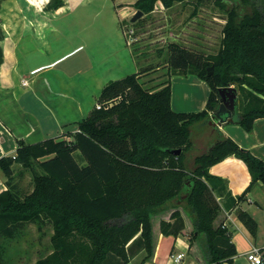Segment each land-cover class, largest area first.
<instances>
[{
	"label": "trees",
	"instance_id": "16d2710c",
	"mask_svg": "<svg viewBox=\"0 0 264 264\" xmlns=\"http://www.w3.org/2000/svg\"><path fill=\"white\" fill-rule=\"evenodd\" d=\"M156 1L135 0L133 6L146 14ZM160 1L170 6L182 0ZM214 1L226 8V0ZM63 2L49 0L47 5L57 8ZM232 2L215 52L170 42L168 77L152 89L140 80L147 69L110 79L99 93L100 108L94 106L76 121L75 130L35 142L16 138L15 154L0 157L6 186L0 191V237H14L29 223L38 230L49 224L50 252L35 264H125L139 250L144 262L154 250L152 217L169 212L168 219L160 218L159 231L174 236L184 232L189 246L197 245L200 264L232 261L236 249L231 234L223 221L214 225L221 208L216 192L225 191V181L209 167L229 154L241 158L251 175L237 197L241 199L256 181L264 184V159L217 125L208 148L190 152L192 130L207 126L219 104L220 86L238 89L233 121L246 131L264 117V0ZM171 74H195L208 83L204 108L172 109ZM175 148H180L178 154L170 151ZM26 170L32 188L22 193L16 176ZM236 213L255 235L254 217L242 209ZM2 249L0 244V264H6Z\"/></svg>",
	"mask_w": 264,
	"mask_h": 264
},
{
	"label": "crops",
	"instance_id": "0c3cea01",
	"mask_svg": "<svg viewBox=\"0 0 264 264\" xmlns=\"http://www.w3.org/2000/svg\"><path fill=\"white\" fill-rule=\"evenodd\" d=\"M134 1L64 0L57 8L48 7L49 0L6 1L7 9L13 12L0 22L4 30L0 40V157L15 154L17 137L27 142L58 137L65 133L64 125L68 123H73L75 130V122L94 107L108 80L139 71V61L122 24L128 14L124 3ZM22 79L27 83L23 84ZM169 79L172 109L204 108L210 90L204 79L195 74H173ZM140 80L144 81L143 77ZM237 116L236 106L235 114L229 117L232 120L217 127L264 159V117L256 118L252 129L246 131L233 121ZM207 127L204 136V130H198L199 145L213 139L215 125L208 122ZM209 172L225 181V191L216 192L221 208L214 225L225 223L236 254L224 264H252L245 256L252 246L264 256V184L256 181L238 199L251 175L245 162L234 154L212 164ZM5 187L0 169V191ZM238 209L246 210L256 220L255 235L237 217ZM184 220L187 231L190 225ZM157 230H153L151 258L142 262L144 251L139 250L125 264H200L197 245L189 246L181 233L174 236L162 234L159 227ZM178 252L183 255L174 261L170 253Z\"/></svg>",
	"mask_w": 264,
	"mask_h": 264
},
{
	"label": "rangeland",
	"instance_id": "374dc122",
	"mask_svg": "<svg viewBox=\"0 0 264 264\" xmlns=\"http://www.w3.org/2000/svg\"><path fill=\"white\" fill-rule=\"evenodd\" d=\"M6 1L9 0L0 1V22L2 18L13 12L7 9L8 2ZM226 1V8H220L214 0L174 1L170 6H165L158 0L153 10L142 14L133 22L130 17L136 9L132 6L133 4L124 3L127 6L124 8V12L128 14L122 24L127 41L129 42L130 37H135L130 44L137 61H139V70L147 69L140 74V77L144 79L142 82L145 87L152 89L153 85L168 77L167 47L170 42H177L205 53H212L218 49L222 37V27L226 21V10L233 3L232 0ZM3 38L4 30L0 26V40ZM233 86L236 88L235 85ZM236 92L238 94L237 88ZM72 124L64 125L65 132L73 130ZM202 129L204 136L208 133L209 127L203 125ZM198 133L199 131L192 130L191 155L202 150L205 151L212 140L217 137V133H214L213 139L199 145ZM74 155L78 162H83L79 151H75ZM16 179L22 193L31 190L32 177L29 170L24 171L21 176H16ZM166 216L167 213L152 217V232L153 230L158 231L160 218L168 219ZM51 233L52 229L49 224L44 225L42 230H38L35 224L29 223L14 237H0L6 264H35L38 257L50 252ZM181 234L188 240L184 232Z\"/></svg>",
	"mask_w": 264,
	"mask_h": 264
},
{
	"label": "water",
	"instance_id": "95a60500",
	"mask_svg": "<svg viewBox=\"0 0 264 264\" xmlns=\"http://www.w3.org/2000/svg\"><path fill=\"white\" fill-rule=\"evenodd\" d=\"M141 16L142 11L136 10L130 17V20L133 22ZM212 70L213 67L209 66L207 73L211 74ZM218 94L219 104L214 114L211 115V119L209 121L214 125H219L226 121L227 118L231 117V115H234L237 106V92L233 85L220 86L218 88ZM170 151L174 154H178L180 152V148L170 149Z\"/></svg>",
	"mask_w": 264,
	"mask_h": 264
},
{
	"label": "built area",
	"instance_id": "2783aa9c",
	"mask_svg": "<svg viewBox=\"0 0 264 264\" xmlns=\"http://www.w3.org/2000/svg\"><path fill=\"white\" fill-rule=\"evenodd\" d=\"M133 39H135V37H130L129 42H131ZM22 83L26 84L27 80L22 79ZM94 106L96 108H100L101 104L96 101ZM222 226H225L224 222H223ZM182 255H183L182 252L170 253V257H172V259L174 261H179L180 258L182 257ZM245 256L248 259V261H250L252 264H261L262 262H264V256H262V254L260 253L259 248L255 247V246H252L248 251H246Z\"/></svg>",
	"mask_w": 264,
	"mask_h": 264
}]
</instances>
